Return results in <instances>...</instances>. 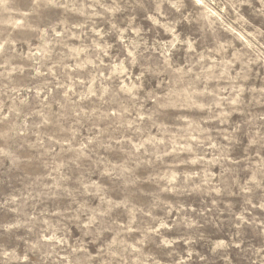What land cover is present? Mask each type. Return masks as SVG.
Here are the masks:
<instances>
[{"label":"rangeland","instance_id":"rangeland-1","mask_svg":"<svg viewBox=\"0 0 264 264\" xmlns=\"http://www.w3.org/2000/svg\"><path fill=\"white\" fill-rule=\"evenodd\" d=\"M0 264H264V0H0Z\"/></svg>","mask_w":264,"mask_h":264}]
</instances>
